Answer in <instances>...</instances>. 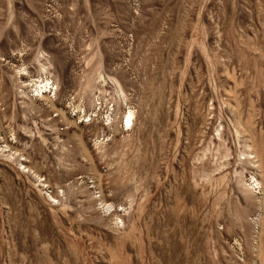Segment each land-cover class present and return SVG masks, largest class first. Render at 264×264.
Instances as JSON below:
<instances>
[{
	"label": "rangeland",
	"instance_id": "obj_1",
	"mask_svg": "<svg viewBox=\"0 0 264 264\" xmlns=\"http://www.w3.org/2000/svg\"><path fill=\"white\" fill-rule=\"evenodd\" d=\"M0 264H264V0H0Z\"/></svg>",
	"mask_w": 264,
	"mask_h": 264
},
{
	"label": "bare ground",
	"instance_id": "obj_2",
	"mask_svg": "<svg viewBox=\"0 0 264 264\" xmlns=\"http://www.w3.org/2000/svg\"><path fill=\"white\" fill-rule=\"evenodd\" d=\"M47 85V84H46ZM46 85H44L43 87H39L38 89H36L38 92L42 93L43 91L46 92L47 91V87ZM51 92V90H49V93ZM41 97L45 98V94H41ZM132 112H128L127 114H125L122 118V125L126 126L127 128L130 127L131 125V121H132Z\"/></svg>",
	"mask_w": 264,
	"mask_h": 264
}]
</instances>
